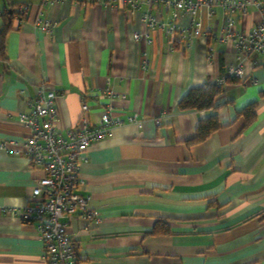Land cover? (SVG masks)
<instances>
[{"label": "crops", "instance_id": "0c3cea01", "mask_svg": "<svg viewBox=\"0 0 264 264\" xmlns=\"http://www.w3.org/2000/svg\"><path fill=\"white\" fill-rule=\"evenodd\" d=\"M12 1L26 9L5 34L0 58V264H44L39 234L20 218L43 171L24 154L29 129L18 114L29 109L40 82L57 94L63 135L98 124L108 103L123 120L79 164V192L99 219L62 218L80 264H264V52L250 70L255 82L225 83L214 110H180L189 89L239 61L232 42L216 41L218 7L199 14L204 31L188 48L181 40L169 49L163 31L143 34L146 0H136L131 13L121 0ZM151 9L188 22L163 4ZM234 16L233 29L241 31L261 19L252 5ZM36 18L53 22L51 30ZM105 87L120 96L110 99ZM251 105L248 121L240 112ZM213 114L219 127L187 142Z\"/></svg>", "mask_w": 264, "mask_h": 264}, {"label": "built area", "instance_id": "2783aa9c", "mask_svg": "<svg viewBox=\"0 0 264 264\" xmlns=\"http://www.w3.org/2000/svg\"><path fill=\"white\" fill-rule=\"evenodd\" d=\"M60 1V0H56ZM91 2L95 0H90ZM131 13L138 8L136 0H121ZM148 7L140 13V18L146 30L159 29L170 38L169 49L176 41L184 40L188 48L194 36L203 33L199 14L204 9L218 7L223 13L222 31L216 41L218 44L232 42L239 55V61L228 63L224 70L213 77L210 82L224 85L228 78L238 81L244 78L250 82L255 79L250 76L257 54L264 52V0H146ZM154 4H163L180 10L186 15V25H179L173 17L162 19L151 9ZM248 5L256 7L261 14L260 21L249 30L233 29L235 13L243 15ZM21 10L26 6L20 7ZM39 27L50 31L53 22L36 18ZM139 33H134L138 37ZM215 53L211 48L209 56ZM103 93L110 99L120 94L108 87ZM56 93L46 90L44 83L35 86L34 96L28 101L29 109L18 114V120L29 129V134L23 141L24 154L31 166L39 167L43 176L38 178L31 188L32 203L20 208V218L23 222L32 223L39 234L44 264H80L77 259L76 246L65 231L62 218L81 216L87 219H99V215L88 206V197L79 192L83 181L78 177L79 164L85 158V151L95 141L110 134L112 127L123 123L111 103L104 107L99 117V123L94 126L83 125L82 128L67 129L61 134L56 126L57 109L54 104ZM87 109L85 102L80 105ZM132 115H127V121H134ZM0 147L6 149V141H0ZM13 211V210H10Z\"/></svg>", "mask_w": 264, "mask_h": 264}, {"label": "trees", "instance_id": "16d2710c", "mask_svg": "<svg viewBox=\"0 0 264 264\" xmlns=\"http://www.w3.org/2000/svg\"><path fill=\"white\" fill-rule=\"evenodd\" d=\"M0 58L2 59L4 50L5 34L10 29L17 28V24L14 21H20L23 18V12L17 9L18 4L12 0H0ZM9 10V11H8ZM237 81L236 78H228L227 82ZM223 90V85H218L212 82H206L198 87L191 88L187 93L179 100L178 108L180 110H214V99ZM242 114L249 121L253 116V106H247L243 109ZM219 127L216 114L198 122L195 128V134L187 142H199L204 140L209 133L216 130Z\"/></svg>", "mask_w": 264, "mask_h": 264}, {"label": "water", "instance_id": "95a60500", "mask_svg": "<svg viewBox=\"0 0 264 264\" xmlns=\"http://www.w3.org/2000/svg\"><path fill=\"white\" fill-rule=\"evenodd\" d=\"M9 11V10H8Z\"/></svg>", "mask_w": 264, "mask_h": 264}]
</instances>
